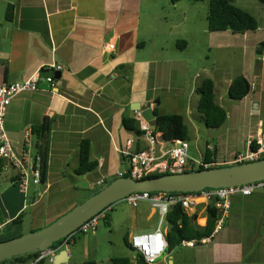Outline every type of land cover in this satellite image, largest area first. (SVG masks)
Here are the masks:
<instances>
[{
  "label": "crops",
  "instance_id": "0c3cea01",
  "mask_svg": "<svg viewBox=\"0 0 264 264\" xmlns=\"http://www.w3.org/2000/svg\"><path fill=\"white\" fill-rule=\"evenodd\" d=\"M185 2L0 0V85L37 75L41 85L13 98L7 109L5 129L17 157L38 154L33 129L48 123L42 186L32 185L24 196L16 171L0 173V242L52 224L79 205L86 184L95 192L117 179L126 170L120 151L136 136L125 120L151 107L187 123L198 112L196 89L206 78L228 119L217 135L208 134L204 147L190 151L189 145L191 169L209 167L208 159L215 167L232 166L249 140L264 135V55H256L264 31L210 32L208 14L196 16L195 3ZM54 64L63 67L62 76L44 89L48 77L41 72ZM239 76L254 89L233 101L229 89ZM83 142L97 168L79 176ZM159 147L169 150L172 143L162 137ZM101 180L105 184L97 186ZM211 202L199 196L187 210L200 228L207 226ZM180 248L157 264H264V191L233 197L229 218L211 243Z\"/></svg>",
  "mask_w": 264,
  "mask_h": 264
},
{
  "label": "built area",
  "instance_id": "2783aa9c",
  "mask_svg": "<svg viewBox=\"0 0 264 264\" xmlns=\"http://www.w3.org/2000/svg\"><path fill=\"white\" fill-rule=\"evenodd\" d=\"M50 69L61 72L63 67L54 64ZM38 75L29 80L14 84L0 85V161L6 163L3 170L16 171V185L20 192L27 196L30 187L33 185L37 190L43 184V160L37 154L26 158L16 156L12 143L8 138L5 129V117L11 101L16 96L25 92H35L41 88ZM46 83H54L51 77L46 78ZM254 85H252V90ZM139 132L134 138L127 141L125 149L121 150V156L126 165V170L117 174L118 178L130 177L133 180H144L154 174H180L191 169L192 163L189 161V144L187 141L175 140L169 150L161 149L160 141L163 134L144 119L141 112L136 113ZM31 133H28V140ZM256 143V148L253 145ZM142 145V146H141ZM248 150L236 155L233 165L256 162L264 159V135L257 140L248 141ZM199 166L208 165L199 164ZM103 180L97 186H103ZM256 191H264V181L251 183L245 186L230 187L219 190H206L200 193H135L128 196L124 202L129 206L137 208L140 202H149L152 207L159 210L161 221L153 233H146L132 236L129 239L130 249L143 257L147 264H157L169 248L167 233L163 227L170 210L181 205L186 211L197 206L199 196L206 197L207 200L215 201L219 210V218L214 232L210 237L201 241H183L182 247L194 248L197 245L211 243L216 235L224 228L230 215L231 199L237 195L250 196ZM112 207L107 208L97 216L84 223L76 232L63 240L58 248H51L48 252L42 253L39 260L48 259L54 264L56 256L61 250L68 249V245L73 244L77 234L95 233L100 220L106 219Z\"/></svg>",
  "mask_w": 264,
  "mask_h": 264
},
{
  "label": "trees",
  "instance_id": "16d2710c",
  "mask_svg": "<svg viewBox=\"0 0 264 264\" xmlns=\"http://www.w3.org/2000/svg\"><path fill=\"white\" fill-rule=\"evenodd\" d=\"M181 1L191 3L204 2L205 0H171L172 4ZM12 7L9 9V18L11 16ZM210 32H226L230 31L234 34H243L249 31H257L259 29L258 20L248 11L235 5L234 0H209V13L207 17ZM184 44H186L184 42ZM256 55L262 57L264 55V41L259 44L256 49ZM252 89V84L244 76L235 78L229 89V97L233 101H242L246 98ZM196 93L199 96L198 112L202 115V121L209 129H219L225 125L228 114L216 101L215 84L210 78L204 79L197 87ZM157 115V130L163 134L164 139L188 141L190 130L183 116L180 115ZM125 126L131 131L138 134V124L136 120H125ZM48 123L45 122L41 127L33 129L35 136V146L38 154L43 160V175L45 170V151L47 142ZM257 146L254 144L253 148ZM91 148L88 142H83L80 150V164L76 170V174L84 176L97 168V164L90 160ZM210 166L205 168L199 166L197 169H191L186 172H195L205 169L221 168L213 166L214 162L209 161ZM207 164V163H206ZM4 163L0 161V173L3 171ZM168 174H154L148 178L162 177ZM16 182V181H14ZM111 184L109 182L107 185ZM100 192V191H99ZM97 192V193H99ZM95 193V194H97ZM219 218V210L216 208L215 201H212L208 207V223L204 228L196 225L197 215H190L181 205L173 207L166 217L169 227L167 240L169 243L168 253H171L177 247H180L183 241H201L210 237L215 230L217 220ZM108 217L106 218V220ZM126 246L130 249L129 239L126 238ZM60 241L53 245L52 248H58L62 245ZM42 253L39 251L10 259L1 264H51L48 259L39 260ZM111 264H133L129 257H116L111 259ZM94 264V263H88ZM135 264H147L143 257L137 256Z\"/></svg>",
  "mask_w": 264,
  "mask_h": 264
},
{
  "label": "water",
  "instance_id": "95a60500",
  "mask_svg": "<svg viewBox=\"0 0 264 264\" xmlns=\"http://www.w3.org/2000/svg\"><path fill=\"white\" fill-rule=\"evenodd\" d=\"M41 75L59 79L62 72L48 69L43 70ZM52 87L53 83H47L42 88L51 90ZM136 111L141 112L144 119L152 126H157V115L151 107L145 110L138 108ZM259 181H264V159L228 167L168 174L139 181L130 177L117 178L99 193L74 207L49 226L9 241L0 242V264L36 251L48 252L54 244L66 239L84 223L135 193H200L206 190L245 186ZM68 258L67 249L61 250L54 264H66Z\"/></svg>",
  "mask_w": 264,
  "mask_h": 264
},
{
  "label": "rangeland",
  "instance_id": "374dc122",
  "mask_svg": "<svg viewBox=\"0 0 264 264\" xmlns=\"http://www.w3.org/2000/svg\"><path fill=\"white\" fill-rule=\"evenodd\" d=\"M234 3L236 6L251 13L258 20L260 29L264 31V0H234ZM192 5L196 16H202V18L206 19V15L209 13V0ZM167 20L170 21V19ZM203 23L205 24V21ZM230 61L225 62L230 63ZM233 61L236 63L238 57ZM219 65H217V68H219ZM199 117L200 115L196 111L194 116L186 118L190 130L188 140V144L191 146L190 151L197 149L198 145L204 147L208 141V134L217 135L219 133L218 129L204 127ZM104 187L98 188L94 192L90 191L86 184L83 187L85 191L81 194L79 205L86 202ZM160 221L159 210L152 207L149 202H140L137 208L129 206L124 201L119 202L113 205L107 220L99 221L98 229L95 233H79L76 235L74 243L68 245V249L72 253V258L68 264H111V259L116 257H129L135 264L137 254L126 246V238L130 239L135 235L153 233ZM163 227H168L167 222L163 223ZM182 251H184L182 248L177 247L174 249L173 254L181 253ZM162 260L163 257L157 263Z\"/></svg>",
  "mask_w": 264,
  "mask_h": 264
}]
</instances>
